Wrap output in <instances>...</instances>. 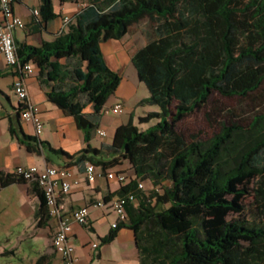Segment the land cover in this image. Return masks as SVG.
<instances>
[{
    "label": "trees",
    "instance_id": "16d2710c",
    "mask_svg": "<svg viewBox=\"0 0 264 264\" xmlns=\"http://www.w3.org/2000/svg\"><path fill=\"white\" fill-rule=\"evenodd\" d=\"M40 1V22L56 18L53 0ZM60 1L86 5L72 17L67 31L40 46L17 47V53L36 65L48 99L74 117L88 145L69 153L23 132L19 137L12 125L11 134L28 151L44 154L47 162L56 155L69 166L87 161L103 170L124 162L131 165L134 174L118 194L135 192L138 204L127 205L129 219L101 243L111 242L125 225L141 234L142 226L158 216L163 235L152 247L140 246V264H219L224 261L221 252L230 254L244 244H248L244 255H258L264 261V201L258 207L259 220L229 219L231 213L243 211L238 198L229 196L244 182L264 175V111L253 115L248 128L223 126L208 146L199 140L187 142L178 130V123L203 109L214 93L246 98L264 85V0ZM143 21L146 42L131 62L149 92L139 106L158 109L139 117V125L151 124L145 129L133 122L121 124L110 145L92 147L89 142L102 109L121 80L106 63L101 43L122 39L132 25ZM89 106L92 112H87ZM247 133L253 134L250 144L225 168L224 152L235 153L234 144ZM144 179L155 184L167 179L170 185L147 195L137 189ZM13 182L29 183L0 172V187ZM30 185L41 200L38 217L43 224L50 209L39 185ZM191 211L207 214L202 232L194 228Z\"/></svg>",
    "mask_w": 264,
    "mask_h": 264
},
{
    "label": "crops",
    "instance_id": "0c3cea01",
    "mask_svg": "<svg viewBox=\"0 0 264 264\" xmlns=\"http://www.w3.org/2000/svg\"><path fill=\"white\" fill-rule=\"evenodd\" d=\"M40 3V0H20L14 4V11L26 22L25 28L15 31L17 47L40 46L44 41L54 40L67 31L71 24L65 23L64 17H73L80 11L79 2L53 0L57 17L41 23L40 17L34 14V10L40 8ZM2 20L3 15L0 12V24ZM126 35L122 39H108L101 43L106 63L121 76L117 89L104 108H111L122 102L124 111L122 114L112 111L104 113L102 109L98 128L105 130L106 135L100 136L95 130L89 142L90 146L95 148L104 149L110 145L116 128L121 124L133 122L145 129L148 124L139 125V117L158 109L150 105L139 106L140 100L147 97L149 92L139 79L135 67L133 71L130 67L131 57L138 48L133 49L127 45ZM124 67L131 69L129 75L122 73ZM16 77L0 52V172L13 175L18 165H36L43 169L46 165L53 164L70 168L81 180V184L63 196L59 204L64 212L82 206H88L90 212L87 226L72 223L76 264H140V246L145 245L141 234H137L130 226H122L111 242L101 243V238L114 229L112 224L118 220V215L109 204L98 206L97 203L105 200L108 195L114 194L110 198L118 195L122 185L105 177L88 182L84 177V164L69 166L65 159L56 155H51L53 162H47L44 154L28 151L26 146L11 134L12 125L17 129L19 137H22L23 132L39 140L48 141L54 148H61L69 153H75L88 145L74 117L65 114L48 99L38 80V69L26 77L28 98L38 107L43 120V129L37 135L34 124L23 120L18 114L19 100L13 91ZM86 110L92 112L93 108L89 106ZM108 156L106 154V157ZM124 164L125 162L107 170L126 171L119 168ZM128 171V175L132 176ZM30 186V183L13 182L0 187V264H37L40 257H43L41 264H63L62 256L52 245V235L58 224L57 218L49 214L45 223H39L41 200L35 192L30 191ZM93 243H98V247L94 248Z\"/></svg>",
    "mask_w": 264,
    "mask_h": 264
},
{
    "label": "built area",
    "instance_id": "2783aa9c",
    "mask_svg": "<svg viewBox=\"0 0 264 264\" xmlns=\"http://www.w3.org/2000/svg\"><path fill=\"white\" fill-rule=\"evenodd\" d=\"M20 0H0V12L3 20L0 24V52L5 57L7 64L16 74L13 83V91L19 100V114L25 121L34 124L36 134L39 135L43 129V120L39 113V109L28 98V89L26 77L37 70L36 65L32 61H23L17 53V45L15 41V31L26 27L23 18L14 11V4ZM34 14L39 17L40 10L35 9ZM73 18L65 16V23H71ZM114 112L122 114L124 104L116 103L111 108H103L104 113ZM100 136H105L106 131L100 128L96 130ZM84 177L88 182L95 181L98 177H105L107 180L115 181L124 185L128 183L131 176L126 171L121 170H103L95 166L92 162H85ZM15 174L26 179L29 183H37L43 190L47 204L50 209V215L57 218V228L52 235V245L56 252L62 256L63 264H76L75 248L73 242V222L82 226L89 224V207L82 206L70 212H64L59 204V200L71 193L73 189L81 184V180L74 175L70 168L66 166H56L53 164L46 165L40 169L36 165H18ZM138 190H145L142 181L138 183ZM137 195L130 192L124 195H116L108 201L101 200L98 206L109 204L110 207L118 215V220L112 224L113 228L119 226L121 222L129 219L127 213V205L137 203ZM94 248L98 247V243H93Z\"/></svg>",
    "mask_w": 264,
    "mask_h": 264
},
{
    "label": "rangeland",
    "instance_id": "374dc122",
    "mask_svg": "<svg viewBox=\"0 0 264 264\" xmlns=\"http://www.w3.org/2000/svg\"><path fill=\"white\" fill-rule=\"evenodd\" d=\"M79 3L78 7L80 9L86 5L84 1H80ZM145 27L146 21L132 25L125 38L127 45L133 49L143 46L146 42L143 34ZM130 67L133 71V64H130ZM131 69L124 67L121 71L124 75H129V70ZM260 111H264V85H262L260 90L246 98L238 96L225 97L214 93L210 102L203 109L195 111L178 123V130L184 135L187 142L199 140L208 146L211 139L221 132L223 126L241 125L243 128H248L252 122L253 115ZM252 136L249 133L241 136L234 144L236 147L235 153L227 154L224 152L222 163L225 168H229L233 156L237 151L244 149V147L250 144ZM119 168H123L126 171L129 170L128 172L132 176L134 174L128 162H125ZM142 182L147 195H150L153 190L162 192L163 186L170 185V181L167 179H163L160 184H155L151 179H144ZM229 197H237L239 203L243 206L241 213L233 212L229 216V219L259 220L262 215L259 214L258 207L264 201V175L256 176L244 182L240 185L238 193ZM188 216L192 220L194 228L202 232L203 222L208 218L207 214L202 211H191ZM163 232L164 228L160 224L158 216H152L141 228L143 244L147 247H152L162 237ZM247 246L248 244L241 245L230 252V254L221 252L224 261L219 264H263L264 261L258 255H244Z\"/></svg>",
    "mask_w": 264,
    "mask_h": 264
}]
</instances>
